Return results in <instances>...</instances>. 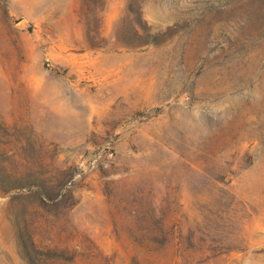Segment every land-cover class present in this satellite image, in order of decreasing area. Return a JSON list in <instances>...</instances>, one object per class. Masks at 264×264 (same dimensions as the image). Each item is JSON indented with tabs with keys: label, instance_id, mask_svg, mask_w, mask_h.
Instances as JSON below:
<instances>
[{
	"label": "rangeland",
	"instance_id": "rangeland-1",
	"mask_svg": "<svg viewBox=\"0 0 264 264\" xmlns=\"http://www.w3.org/2000/svg\"><path fill=\"white\" fill-rule=\"evenodd\" d=\"M0 264H264V0H0Z\"/></svg>",
	"mask_w": 264,
	"mask_h": 264
},
{
	"label": "water",
	"instance_id": "water-1",
	"mask_svg": "<svg viewBox=\"0 0 264 264\" xmlns=\"http://www.w3.org/2000/svg\"><path fill=\"white\" fill-rule=\"evenodd\" d=\"M22 25H23V22H19V23L17 24L18 27H21Z\"/></svg>",
	"mask_w": 264,
	"mask_h": 264
}]
</instances>
